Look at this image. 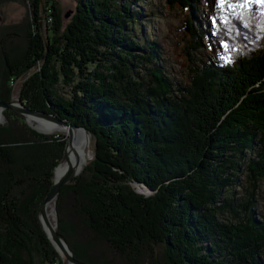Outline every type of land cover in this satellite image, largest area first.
I'll use <instances>...</instances> for the list:
<instances>
[{
	"label": "trees",
	"instance_id": "obj_1",
	"mask_svg": "<svg viewBox=\"0 0 264 264\" xmlns=\"http://www.w3.org/2000/svg\"><path fill=\"white\" fill-rule=\"evenodd\" d=\"M167 1L191 11L189 81L175 80L160 44L143 30L148 0H78L61 35L56 2L45 0L48 43L43 0H30L29 44L18 57L3 50L0 75L8 81L42 61L20 99L94 139V159L57 196L58 231L78 259L110 264L91 247L100 241L120 264H264V13L255 3L240 9L245 0ZM207 47L219 57L205 56ZM76 77L70 96L57 92ZM3 80L0 99L8 101ZM4 112L0 264H63L37 212L66 136ZM81 229L89 241L71 243Z\"/></svg>",
	"mask_w": 264,
	"mask_h": 264
},
{
	"label": "rangeland",
	"instance_id": "obj_2",
	"mask_svg": "<svg viewBox=\"0 0 264 264\" xmlns=\"http://www.w3.org/2000/svg\"><path fill=\"white\" fill-rule=\"evenodd\" d=\"M54 1L56 2L57 8L60 11V18L62 20V30L59 33V35H61L63 29H65L67 24L70 21H72L74 17V14L77 10L78 0H54ZM217 1H221V0H217ZM148 2L150 3L149 16L151 21L148 23V25L142 24L143 30L151 34V36H153L160 44L161 50L163 52V58L166 62V65L168 66V70L175 78V80H179L183 82L189 81L192 72L190 69L191 63L189 61L188 50H190L189 47L191 45L190 40L192 36L190 30L187 27V20L191 15L190 14L191 11L187 9V7H185L186 9L185 8L183 9L182 5L177 2H175L174 5L168 3L167 0H148ZM254 3L257 4L258 7L260 8L256 12L264 13V4H262L260 0H245L244 2L239 1L238 4L240 5V9L241 6L244 7L245 9H250ZM137 5L143 7L144 1L138 3ZM230 7H231L230 8L231 11H233L234 10L233 4H230ZM45 8H50V7L48 6V3L45 4V0H43L42 6L40 7V9L42 10V14L40 18L41 19L40 32L43 35V38L46 40V43H48V39H46L49 33L47 27H48V22H51L50 20L51 18L46 15L47 13L50 12L49 10H45ZM31 29H33V15H32V6L30 4V0H0V73L3 72L4 74L7 72V66L4 60L3 50L7 52L11 57L21 56L29 44L28 35ZM204 55L215 58L219 57L217 50L216 49L213 50L209 47L206 48ZM41 62L42 61L38 62L35 66L26 69L24 72L20 73L16 78H10L8 76V81H4L3 79L5 77L3 78V76L0 75V82H2L3 80L6 84L5 88L8 87L7 90L9 91L8 93L10 100L20 99L23 82L30 75L39 71ZM78 79L79 78L76 77L73 83L69 82L66 85L60 84L56 86L57 92L62 95L70 96L73 91V85L77 83ZM1 118H3V121L0 123V125L7 124L9 122V118L4 111H3V115L0 112V119ZM26 123L28 124L27 121ZM33 123L35 124L36 122L33 121ZM37 131L46 134H56L58 132L62 133L63 135L66 136V142H67L68 136L62 130H55L49 133L39 130ZM89 134H90L89 146L91 147L92 154L90 160L84 165V167L87 164H89L94 159L95 156L94 139L92 138L90 132ZM12 144H15V142H12ZM63 160L64 159L62 158L61 161ZM64 164L65 162L63 161L62 167ZM60 168L57 170V172L60 170ZM82 171L80 173H82ZM72 180L68 183H72L73 182ZM132 186L139 193L145 195L152 193V191L142 183L133 182ZM259 197L260 200H259L258 209L260 211H264V183H262L261 188L259 190ZM47 211L51 220L57 224V229H58L57 198L55 201L51 202L48 205ZM37 216H38V212H37ZM75 235L77 236L75 240L74 238L68 237V240L71 243L76 244L78 240L89 241L90 239L87 236V233L83 229L78 230L77 234ZM90 244L91 247L95 246L94 249L97 250L95 254L97 255L104 254L107 258H109L111 262L110 264L121 263L118 261L117 255H115L112 250H109L105 243L96 241L95 244L93 243ZM123 264H129V263L124 261Z\"/></svg>",
	"mask_w": 264,
	"mask_h": 264
},
{
	"label": "water",
	"instance_id": "obj_3",
	"mask_svg": "<svg viewBox=\"0 0 264 264\" xmlns=\"http://www.w3.org/2000/svg\"><path fill=\"white\" fill-rule=\"evenodd\" d=\"M5 109L14 111L19 116L23 117L30 126L39 131L43 130L38 128L32 122L39 120L38 118L52 123L54 125L53 127H57L58 130H62L67 134L68 137L63 157L65 166L59 173H57V168L63 161H61L54 168L53 184L48 195L38 207V216L51 243L59 251L63 259V264H87L74 255L66 238L58 231L57 224L51 220L47 211V207L49 203L56 200L61 187L70 182L75 176H77L86 164V158H83L81 160V157H77L76 146L77 142L81 141L82 143H84V150L87 151L89 149V131L85 127L73 124L53 112L30 108L21 99L8 101L0 99V112L2 113V115ZM2 121L3 118L0 120V123Z\"/></svg>",
	"mask_w": 264,
	"mask_h": 264
},
{
	"label": "bare ground",
	"instance_id": "obj_4",
	"mask_svg": "<svg viewBox=\"0 0 264 264\" xmlns=\"http://www.w3.org/2000/svg\"><path fill=\"white\" fill-rule=\"evenodd\" d=\"M2 119V118H1ZM0 119V120H1ZM39 120L37 121H34L36 122L35 125L40 128L41 130L45 131V132H53L55 130H58L57 127H53L54 125L50 122H47V121H44L40 118H38ZM33 122V121H32ZM76 150H77V157H81L80 159L82 160L83 158H86V163L90 160L91 158V154H92V151H91V147L89 146V150L85 151L84 150V143H82L81 141H78L77 142V146H76ZM74 155V154H73ZM65 162V161H64ZM62 164L63 162L61 163V165H59V167L57 168V170L60 168V170L57 172L59 173L61 170H63L65 164L63 165L62 167ZM50 204V203H49ZM48 204V205H49Z\"/></svg>",
	"mask_w": 264,
	"mask_h": 264
},
{
	"label": "snow or ice",
	"instance_id": "obj_5",
	"mask_svg": "<svg viewBox=\"0 0 264 264\" xmlns=\"http://www.w3.org/2000/svg\"><path fill=\"white\" fill-rule=\"evenodd\" d=\"M260 2H261L262 4H264V0H260Z\"/></svg>",
	"mask_w": 264,
	"mask_h": 264
}]
</instances>
